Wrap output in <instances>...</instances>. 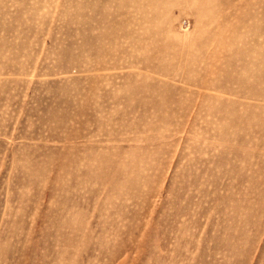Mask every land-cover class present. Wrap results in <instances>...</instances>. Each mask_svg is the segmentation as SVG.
Segmentation results:
<instances>
[{
  "label": "rangeland",
  "instance_id": "rangeland-1",
  "mask_svg": "<svg viewBox=\"0 0 264 264\" xmlns=\"http://www.w3.org/2000/svg\"><path fill=\"white\" fill-rule=\"evenodd\" d=\"M0 264H264V0H0Z\"/></svg>",
  "mask_w": 264,
  "mask_h": 264
}]
</instances>
